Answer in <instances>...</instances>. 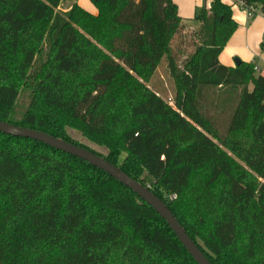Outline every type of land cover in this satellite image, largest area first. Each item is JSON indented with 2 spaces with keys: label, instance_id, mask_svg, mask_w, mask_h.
Instances as JSON below:
<instances>
[{
  "label": "trees",
  "instance_id": "obj_1",
  "mask_svg": "<svg viewBox=\"0 0 264 264\" xmlns=\"http://www.w3.org/2000/svg\"><path fill=\"white\" fill-rule=\"evenodd\" d=\"M60 1L0 0V122L86 149L144 187L150 179L211 264H264V74L218 62L237 28L231 6L211 0L196 13L201 44L179 67L172 0H91L96 16L76 5L61 13ZM163 58L174 106L146 85ZM215 90L233 97L225 124L210 102ZM0 264L196 263L150 206L104 172L0 133Z\"/></svg>",
  "mask_w": 264,
  "mask_h": 264
},
{
  "label": "water",
  "instance_id": "obj_2",
  "mask_svg": "<svg viewBox=\"0 0 264 264\" xmlns=\"http://www.w3.org/2000/svg\"><path fill=\"white\" fill-rule=\"evenodd\" d=\"M234 63L235 66H239L241 62L238 59H235ZM0 133L14 138L29 139L41 143L47 147L85 161L92 167L104 172L118 183L132 191L138 198L150 206L166 222L170 230L175 234L176 238L181 243L182 247L191 256L196 264H211L199 248L188 237L168 207L160 199H158L148 189V187L142 186V184L124 174L118 166L110 164L103 158L87 151L86 149L33 129L14 126L6 122H0Z\"/></svg>",
  "mask_w": 264,
  "mask_h": 264
},
{
  "label": "rangeland",
  "instance_id": "obj_3",
  "mask_svg": "<svg viewBox=\"0 0 264 264\" xmlns=\"http://www.w3.org/2000/svg\"><path fill=\"white\" fill-rule=\"evenodd\" d=\"M223 1H225L226 3L228 2V0H223ZM202 8L204 7L202 6L201 8L197 9L196 12H198ZM200 26L201 25L198 21L196 22L195 25L183 24L181 25V29L178 31V33L174 35L171 45H172V49L175 55H177V58H178L177 64L179 67H182L183 61L187 57H189L198 46H200L201 42L198 38V31L200 29ZM223 52H224L223 55L227 57L229 56V59L231 62H233L236 58L239 59L238 55H235V52L233 50L227 49V50H224ZM262 54H264V51H262ZM254 60L255 62L258 61L257 58ZM252 65H253V74L255 77H257L259 73L262 74L264 72V65L261 61H258V63L252 64ZM256 68L259 71H257ZM146 85L150 89H152L154 92H156L158 95H160L170 106H174L173 99L175 96V85H174L172 78L169 75L165 58L161 60L155 73L153 74V76L150 78V80L147 82ZM247 89L249 91L251 90L250 84L247 85ZM219 94H221L220 98L218 97ZM211 95L212 96L210 97V102H212V104L216 106V111H215L217 112L216 116L220 118L219 119L220 123L225 124V122L228 120L230 116V111L227 108L230 106L232 102V99H233L232 94H230L229 92L225 93V91L223 90L222 91L215 90L214 92H212ZM26 105H27V95H26V92H24V93H21L20 98L15 106L16 107L15 114L19 116L24 111ZM67 134L75 142L82 144L84 146H87L88 148L102 155H105L106 151L103 148L89 142L79 132L71 130V129H67ZM124 157H125V154H122L120 156L119 161L121 162V160ZM144 181L148 187L150 188L153 187L150 179L146 178L145 176H144ZM163 197L165 200L173 199V197L168 198L166 197V195H163Z\"/></svg>",
  "mask_w": 264,
  "mask_h": 264
},
{
  "label": "crops",
  "instance_id": "obj_4",
  "mask_svg": "<svg viewBox=\"0 0 264 264\" xmlns=\"http://www.w3.org/2000/svg\"><path fill=\"white\" fill-rule=\"evenodd\" d=\"M172 2L176 6L181 25H195L197 22L195 20L196 10L202 6L205 10H209L211 0H172ZM221 2L228 4L223 0ZM73 5L78 6L90 15H97V9L91 0H61L57 10L65 13ZM232 19L237 24V28L228 40L224 50H233L235 55L239 57V59H236L240 62L256 64L261 61L264 65V54L261 51V45H264V18L255 17L250 21L237 11L232 10ZM224 50L218 57L219 64L227 68H234V61L231 62L229 56L223 55ZM256 58L257 62L254 60Z\"/></svg>",
  "mask_w": 264,
  "mask_h": 264
},
{
  "label": "built area",
  "instance_id": "obj_5",
  "mask_svg": "<svg viewBox=\"0 0 264 264\" xmlns=\"http://www.w3.org/2000/svg\"><path fill=\"white\" fill-rule=\"evenodd\" d=\"M228 5L231 6L232 10L237 11L248 20L264 16V1L252 2L251 0H228ZM256 70L259 71L257 68ZM262 74H264V72Z\"/></svg>",
  "mask_w": 264,
  "mask_h": 264
}]
</instances>
